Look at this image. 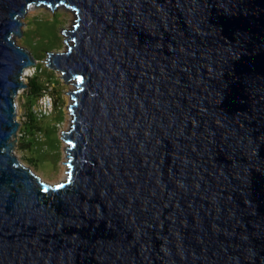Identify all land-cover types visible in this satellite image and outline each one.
<instances>
[{
  "label": "water",
  "instance_id": "obj_1",
  "mask_svg": "<svg viewBox=\"0 0 264 264\" xmlns=\"http://www.w3.org/2000/svg\"><path fill=\"white\" fill-rule=\"evenodd\" d=\"M35 5L74 13L55 184L13 152ZM0 264H264V0H0Z\"/></svg>",
  "mask_w": 264,
  "mask_h": 264
},
{
  "label": "rangeland",
  "instance_id": "obj_2",
  "mask_svg": "<svg viewBox=\"0 0 264 264\" xmlns=\"http://www.w3.org/2000/svg\"><path fill=\"white\" fill-rule=\"evenodd\" d=\"M74 13L71 9L57 7L52 10L45 5H35L30 7L21 18L23 21L20 37H16V42L27 47L36 58L35 72L24 82L27 84L24 90L15 97L21 111L28 108V82L32 77H37L40 82H52V95L54 108L50 115L40 119L39 131H34L33 135L28 132L17 138L14 154L19 161L28 166L35 174L39 175L43 181L55 184L60 182L59 175L63 167H67L68 143L62 139V132L70 126L71 110L69 105L72 102L69 92L75 88L73 80L65 82L62 74L58 70L48 67L46 51H65L67 43L62 28H69ZM21 129L23 124L20 125ZM64 180V179H63Z\"/></svg>",
  "mask_w": 264,
  "mask_h": 264
},
{
  "label": "built area",
  "instance_id": "obj_3",
  "mask_svg": "<svg viewBox=\"0 0 264 264\" xmlns=\"http://www.w3.org/2000/svg\"><path fill=\"white\" fill-rule=\"evenodd\" d=\"M35 65L29 66L24 69L22 72V80H27L28 77L32 76L35 72ZM52 82L46 81L40 91L39 96L36 100L27 108L26 111H21V107L19 106L18 101L16 100V119L22 125L25 121L28 120V112L31 113L37 120H40L48 115L53 111L54 108V99L52 95V87L50 86ZM53 85V84H52ZM24 88L18 90L16 97L19 96ZM24 130L19 127L17 132V138L23 136Z\"/></svg>",
  "mask_w": 264,
  "mask_h": 264
},
{
  "label": "trees",
  "instance_id": "obj_4",
  "mask_svg": "<svg viewBox=\"0 0 264 264\" xmlns=\"http://www.w3.org/2000/svg\"><path fill=\"white\" fill-rule=\"evenodd\" d=\"M44 85V82H40L37 80V77H32L30 81L28 82V107L36 100V98L39 96L40 91ZM39 121L37 120L31 113L28 112V120L23 123L22 128L24 129L25 134L30 132L33 135L34 131H39Z\"/></svg>",
  "mask_w": 264,
  "mask_h": 264
},
{
  "label": "bare ground",
  "instance_id": "obj_5",
  "mask_svg": "<svg viewBox=\"0 0 264 264\" xmlns=\"http://www.w3.org/2000/svg\"><path fill=\"white\" fill-rule=\"evenodd\" d=\"M71 115V114H70ZM72 117V116H71ZM70 117V119H71ZM62 172L59 175V181H62L63 179H65L66 175H67V171H68V166L67 167H63V169L61 170Z\"/></svg>",
  "mask_w": 264,
  "mask_h": 264
}]
</instances>
